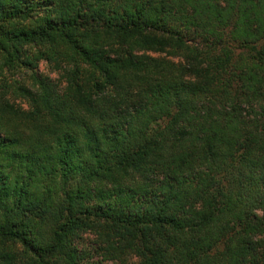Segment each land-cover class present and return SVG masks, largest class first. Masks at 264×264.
Wrapping results in <instances>:
<instances>
[{
    "label": "trees",
    "instance_id": "16d2710c",
    "mask_svg": "<svg viewBox=\"0 0 264 264\" xmlns=\"http://www.w3.org/2000/svg\"><path fill=\"white\" fill-rule=\"evenodd\" d=\"M102 262L264 264V0H0V264Z\"/></svg>",
    "mask_w": 264,
    "mask_h": 264
},
{
    "label": "rangeland",
    "instance_id": "374dc122",
    "mask_svg": "<svg viewBox=\"0 0 264 264\" xmlns=\"http://www.w3.org/2000/svg\"><path fill=\"white\" fill-rule=\"evenodd\" d=\"M38 71L40 74H42L43 76L51 79V80H56L57 79V74L50 72V70L48 69L47 65L44 62H41L38 66ZM20 107L22 109H27V105L23 102L19 103ZM97 260V259H96ZM99 264H118V263H114V262H102Z\"/></svg>",
    "mask_w": 264,
    "mask_h": 264
}]
</instances>
